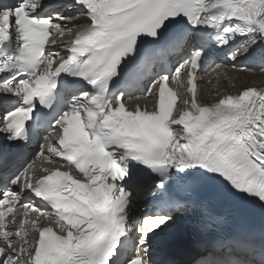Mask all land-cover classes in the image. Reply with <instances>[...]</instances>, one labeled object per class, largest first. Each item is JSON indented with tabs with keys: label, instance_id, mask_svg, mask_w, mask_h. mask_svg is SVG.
<instances>
[{
	"label": "snow or ice",
	"instance_id": "obj_1",
	"mask_svg": "<svg viewBox=\"0 0 264 264\" xmlns=\"http://www.w3.org/2000/svg\"><path fill=\"white\" fill-rule=\"evenodd\" d=\"M225 50L264 71V0H0V264H264V89L198 91ZM145 86L158 106L129 110ZM37 157L69 170L37 176ZM183 217L200 236L187 261L157 242Z\"/></svg>",
	"mask_w": 264,
	"mask_h": 264
},
{
	"label": "bare ground",
	"instance_id": "obj_2",
	"mask_svg": "<svg viewBox=\"0 0 264 264\" xmlns=\"http://www.w3.org/2000/svg\"><path fill=\"white\" fill-rule=\"evenodd\" d=\"M72 24H76L75 20L69 23V27ZM221 65V64H220ZM224 72L227 75H224ZM219 73V74H218ZM204 81L209 83L199 84L200 99L209 103H215L217 97V92L223 93L225 91L236 94L238 90L245 87H256L258 89H264V71L249 74L246 72H235L230 67L221 65L220 69L212 68L206 76H203ZM154 89L152 90V92ZM152 99H144L143 97H136L129 99L127 104L133 107L135 104H146L147 106L152 105ZM29 240L33 239L30 234L28 236Z\"/></svg>",
	"mask_w": 264,
	"mask_h": 264
}]
</instances>
